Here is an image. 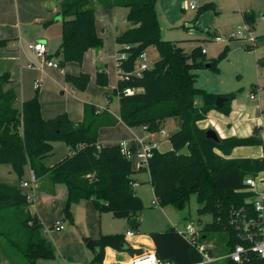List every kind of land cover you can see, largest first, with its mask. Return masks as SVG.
<instances>
[{"label":"trees","instance_id":"trees-1","mask_svg":"<svg viewBox=\"0 0 264 264\" xmlns=\"http://www.w3.org/2000/svg\"><path fill=\"white\" fill-rule=\"evenodd\" d=\"M56 1L58 15L62 19V35L55 56L61 58L57 64L61 68L66 62L81 66L89 49L102 48V40L95 31L94 13L97 9L127 10L126 21L131 26L114 39L120 47L117 54L126 55L125 60L116 59L120 74L133 70L138 56L148 47L155 48L158 60L140 78L129 76L128 80H118L114 92L118 95L119 119L128 128L143 127L151 134L162 132L167 119L176 122L177 131L168 136L171 148L164 153L154 151L148 163L153 182L157 183V205L169 204L181 210L189 196L196 194L202 205L199 213L212 215L213 222L204 228L225 232L226 246L230 247L234 242L233 229L229 227L230 210L248 204L246 200L250 194L245 191L243 181L247 176L264 171V161L261 158H229L233 149L260 146L262 139L250 135L227 137L215 142L206 139V129L198 125L211 111L224 116L231 111L233 94L222 96L227 100L220 109L214 105L217 95L206 93L194 85L195 70L217 72L218 64L227 56L228 47L225 46L216 58L206 60L200 46L186 53L175 43L162 40L155 14L156 0ZM208 7L214 9L215 6L209 3L199 8L204 10ZM255 19L251 12L242 13V21L250 29ZM6 41L0 40V45ZM256 43L264 44V35L257 37ZM254 47L245 46V49ZM259 62L264 64V56ZM64 80L79 92L85 90L90 81L88 74L83 72L77 75L65 73ZM95 80L96 85L107 87L104 68L97 69ZM12 83L7 73L1 74L0 164L11 165L18 181L22 179L24 167L28 166L34 178L47 177L51 184L63 186L66 205L61 212V220L69 221L71 205L89 201L99 214L127 211L130 217L139 221L144 207L133 190L132 161L126 158L120 144H97L99 128L114 125L116 119L108 114H97L93 106L85 105L81 122H72L67 114L44 120L36 96L24 101L16 111L13 109L16 101L14 90L5 89ZM130 88L134 92L130 96L123 95V90ZM53 142L63 143L72 153L48 168L42 160L51 154ZM134 146L135 143L131 142L127 150L132 152ZM193 186L196 188L191 189ZM28 203L21 194L17 197L0 195V240L14 247L26 264H36L38 259H52L54 248L43 235L38 217L27 210ZM148 238L154 244L155 255L162 261L190 264L201 259V255L174 228L150 232ZM83 241L87 242L88 238ZM95 242L97 247L88 264H102L104 250L108 247L117 252H135L120 233L101 234Z\"/></svg>","mask_w":264,"mask_h":264},{"label":"rangeland","instance_id":"rangeland-1","mask_svg":"<svg viewBox=\"0 0 264 264\" xmlns=\"http://www.w3.org/2000/svg\"><path fill=\"white\" fill-rule=\"evenodd\" d=\"M212 3L215 7H208L207 9L200 10L199 7L206 6ZM197 9L189 11L183 4V0H156L155 14L157 15V22L159 28V36L164 41L173 42L181 47L186 53H190L194 47L200 46L205 49V59L216 58L217 55L225 48L228 47L226 58L218 64V71L213 72L211 70L199 69L195 70V82L196 88L204 90L206 93H212L217 96L233 94L234 99L230 101V104L235 105L238 108H245L252 111V116L258 117L262 109H264V64L258 61V58L264 55V44L256 43V39L259 36L264 35V0H197ZM126 10L123 8H116L110 13L104 11L95 10L94 19L97 26L96 32L100 33L102 38V48L99 54L102 56V63L108 69L107 86L116 87L117 79L115 78L117 57L116 48L114 46L113 31L110 30L106 24L115 23L117 32H120L124 28H128L130 23L124 24ZM251 12L255 18L261 19L260 23L256 22L252 25L255 30H247V27L242 21V13ZM55 24L53 28V34L50 45L57 43L55 50L52 51V62L59 63L60 57H56L58 45L60 43V32L55 30L59 27ZM240 32L245 37H251L254 44H251L248 40L230 39L232 35H237ZM218 36L222 39L221 42L214 41L213 37ZM258 45V46H257ZM245 46L257 48L252 50H246ZM146 59L149 67L151 68L158 60V54L154 47H148L146 50ZM72 62H66L65 65ZM99 63V65H100ZM107 63V64H104ZM65 65L62 69L65 71ZM90 68H94L90 64ZM110 70V73H109ZM90 82V81H89ZM259 88L260 93L254 94L255 100L250 99L252 88ZM110 95L113 98V102L116 101V95L110 91ZM256 111L258 114H256ZM217 122V121H213ZM165 131L168 135H171L174 129L172 120L167 119ZM255 126L252 130V134L258 139H262L260 146H244L235 149L231 152L230 157L232 159H244L245 156L253 157L250 159H260V154L264 150V130ZM207 129H210L207 128ZM206 129V130H207ZM156 139L159 142V150L163 151L169 146L167 142L168 136L157 135ZM218 139H222L218 135ZM169 149V148H168ZM67 152V147L61 142H57L49 161L59 162ZM255 157V158H254ZM133 166L136 163L133 161ZM7 166L0 165V185L4 186L9 184V181L13 182L11 185L16 190L18 188L17 180L14 176H7ZM146 173L142 172L140 177L142 182L140 187L135 191L140 193L143 197V205L146 207L140 214V223L142 231H147L151 227L155 226L160 231L165 232L168 229H176L182 231L186 224L192 223L194 230L199 237L204 236L202 244L206 248H212L213 257H221L226 254L227 248V235L221 231H208L204 227L211 224L212 215L209 212L199 213V209L202 205L199 204L196 194H191L189 200L185 205V208L178 210L172 205L159 206L157 204H151L155 201L152 190H150V184L147 183L144 178ZM264 178V173H261L260 177ZM25 196V195H24ZM74 208V206H70ZM87 208L76 207L74 212L76 217V225H87ZM28 210V209H27ZM50 221H52V215L48 213ZM62 225L65 229V234L71 233L65 239L56 238L54 236L53 248L54 256L52 259H38L36 264H70L77 257L82 255L87 256L88 262L92 260V252L86 247V244L82 242L78 247L79 238L73 233V226L68 224L67 220H62ZM122 221L115 219L112 213L102 212L100 218L94 226L102 231L103 234L112 235L117 226V223ZM49 223V222H47ZM78 228V227H77ZM49 237V236H48ZM49 239V238H48ZM51 242V240L49 239ZM106 259L110 264L118 263V261L130 258L126 252L113 251L107 249ZM218 261V260H217ZM220 262L227 261L220 259ZM0 264H26L24 258L20 253L10 246L6 241L0 240ZM215 264V263H213Z\"/></svg>","mask_w":264,"mask_h":264},{"label":"crops","instance_id":"crops-1","mask_svg":"<svg viewBox=\"0 0 264 264\" xmlns=\"http://www.w3.org/2000/svg\"><path fill=\"white\" fill-rule=\"evenodd\" d=\"M185 0H183L184 4ZM113 8L111 10H100L105 13H110L115 10ZM124 9V8H123ZM126 10V9H125ZM127 11V10H126ZM59 6L56 0H0V40H7L4 45H0V76L3 73H7L9 75V79L13 82L11 85H6L5 89L12 88L14 90L16 101L13 104V109L19 111L21 108V104L24 101L33 99L34 96L38 98L40 113L44 120H50L59 114H67L68 118L72 122H81L84 117V107L85 105H91L95 108L97 114H108L116 119V122L112 126H103L100 127L97 132V144L101 146H115L117 144H130L131 142H135L136 140H140L142 142H155L157 143V152L164 153L168 151L171 146L170 142L169 146L163 151L159 150V142L156 139L157 135H165L169 136L166 131V122L165 120L163 126L164 129L162 132L158 134H151L146 131L143 127H134L128 128L126 127L119 119V111H118V95L114 92L116 87H102L100 85H96V72L98 68H104L106 72V78L108 75V69H106L107 65L104 66L101 62L103 60L102 56L99 54L100 49H89L85 54L81 62V66L75 63H68L65 65V71L59 67L58 69L47 67L45 65H41L40 60L35 56L33 52H30L27 49V45L40 41L44 43L46 49V59L52 61V51L55 50L57 45H50L53 28L55 24H58L59 27H56L55 30H59L60 32V42H61V16L58 15ZM127 13V12H126ZM242 17V16H241ZM257 23L261 22V19H255L254 27ZM126 16L124 19V24H126ZM57 25V26H58ZM110 28L113 31V38L121 33H123L128 28H124L120 32H117L115 28V23L113 21L112 24H106V27ZM97 26L95 25V31ZM252 30H255L252 28ZM97 35L101 38L100 33L97 32ZM215 37V36H214ZM102 40V38H101ZM60 45V43H59ZM58 45V47H59ZM114 46L117 50L118 47L115 42ZM258 46V45H257ZM255 46L253 49L257 48ZM59 48H57L58 50ZM146 53V51H145ZM116 55V54H115ZM206 55V54H205ZM264 56V55H263ZM262 58V57H261ZM260 58H258V61ZM100 63V65H99ZM116 63V58H115ZM36 65L38 67L42 66V70H38L33 67L32 69L28 68V65ZM58 64V63H56ZM90 64L94 68H90ZM107 64V63H104ZM206 70V69H204ZM86 73L89 76L90 82L86 86L85 90L82 92L76 91L72 89V86L64 80L65 73L77 75L78 73ZM110 73V70H109ZM115 78L117 79V63L115 70ZM40 79L42 81L41 86L35 88V80ZM117 86V84H116ZM110 91L113 95H116V101L113 102V98L110 95ZM251 95L259 94V88H252ZM250 95V96H251ZM223 96V95H219ZM251 99V98H250ZM256 99V98H255ZM253 99V100H255ZM252 100V99H251ZM231 111L227 116L222 115L217 111H211L208 114L206 119L200 122L202 128L207 129L210 127L219 135L220 138L225 139L227 137H237L243 138L248 137L252 134V130L255 126L260 127L262 122L261 119L264 117V109L261 110L258 117L252 116V111H249L245 108H238L233 104H230ZM256 114L257 111H256ZM172 120V125L174 126L173 132L177 131L178 125L176 122ZM217 122H213V121ZM57 142H53V149L56 146ZM169 148V149H168ZM237 149V148H235ZM233 149L232 152L235 150ZM51 152V154H52ZM264 150L262 151V153ZM72 152L67 147V152L65 153V157L70 155ZM261 153V154H262ZM51 154L45 157L42 161L45 167L50 168L52 165L58 163L54 161H49ZM231 154V153H230ZM260 154V157L262 156ZM230 157V155H229ZM62 158V159H63ZM244 158H253L249 156H245ZM255 158V157H254ZM61 159V160H62ZM60 161V160H59ZM136 163V166H133V190L140 187V183L142 182L140 177H142V172L148 170L146 173V177L144 180L150 184V190L153 192V196L155 198L156 190L155 186L157 183L153 182V175L150 173L149 165L147 167L140 168L138 166L137 161L133 160ZM132 161V163H133ZM1 166H7V176H14L15 174L12 171L11 165L9 164H0ZM33 173L29 169L28 166H25L23 169L22 179L20 181L17 180V186L20 191L13 188L11 185L13 182L9 181L8 185L2 186L0 185V195L1 196H9V197H17L18 195L33 194L32 200L28 203L27 209L29 210L31 215H35L40 220L43 226V235L49 241L54 239V236L58 239H65L69 236H72L71 233L65 234V229L60 232L54 231L53 224L56 222H63L61 220V212L66 205V193L63 186L53 185L47 177H39L36 178V182L33 189L22 187V183L27 182L31 179ZM17 179V178H16ZM158 182V181H157ZM159 191H163V189H159ZM136 195L143 200V197L140 193ZM152 204V202H151ZM143 205V202H142ZM74 208L71 209V219L73 226L72 231L75 235L78 236L79 242L78 247L81 248V244L87 243L90 240L97 241V239L101 236L102 231L100 228H96L94 225L97 224L100 215L97 213L94 208L91 207L89 201H84L79 204H73ZM76 207H85L87 208V225H76ZM144 207V205H143ZM146 207H144L145 209ZM52 217V221L48 218L49 214ZM142 213V212H141ZM117 223V226L112 233L123 234L124 239H126L129 247L135 252L133 254H129L130 258L118 261V263H127L133 260L135 257H138L145 253L154 252V244L151 239L148 238V234L154 231H160L157 227L153 226L147 231H142L140 218H139V226L138 230L133 232L132 229L129 228L128 223L124 219H120ZM49 222V223H47ZM95 223V224H94ZM98 225V224H97ZM78 227V228H77ZM154 230V231H153ZM176 230V229H175ZM178 231V230H176ZM126 232H132V236H125ZM49 236V237H48ZM49 238V239H48ZM88 238V241L85 242L83 239ZM202 239H205L204 236H201ZM50 242V241H49ZM53 244V243H52ZM228 249V247L226 246ZM107 249L104 250V256L106 254ZM113 250V249H111ZM114 251V250H113ZM210 253L213 256L212 248H210ZM91 252H93L91 250ZM88 257L82 255L81 257H77L70 264H88ZM227 261V260H226ZM220 262L215 261V264ZM102 264H110L106 259V256L103 260ZM221 264V263H219ZM224 264V263H222ZM226 264H230L228 261Z\"/></svg>","mask_w":264,"mask_h":264},{"label":"built area","instance_id":"built-area-1","mask_svg":"<svg viewBox=\"0 0 264 264\" xmlns=\"http://www.w3.org/2000/svg\"><path fill=\"white\" fill-rule=\"evenodd\" d=\"M197 0H185L184 5L189 10H196ZM245 25V24H244ZM247 30H251L250 27L245 25ZM248 40L251 44H254L253 39L250 37L243 36L240 32L237 35H232L230 39H241ZM214 41L221 42L222 39L218 36L213 37ZM27 49L30 52H33L35 56L40 60L41 65H45L48 68H59L55 62L48 61L46 59V49L44 43L40 41L32 42L27 45ZM202 54H206L205 49L201 50ZM116 59L125 60L126 55L124 53L117 54ZM146 53H142L138 56L136 60V65L133 70L128 74L122 75L117 70V78L121 81L128 80L129 76L140 78L143 73L150 69L148 62H146ZM33 67L38 70H42V66L38 67L36 65L29 64L28 68L32 69ZM42 81L40 79L35 80V88L41 86ZM134 92L133 89H124L123 95L130 96ZM250 98L255 99L254 95H251ZM261 126L259 129L264 130V117L261 119ZM135 148L132 152H129L127 149L129 144L122 143L120 144L122 152L125 154L126 158L133 161H137L140 168L147 167L150 159L154 154V151H157V143L155 142H142L136 140ZM99 149V147H98ZM260 157L264 161V152ZM261 173L260 171L257 174L247 176L244 181L245 191L250 194L245 204L240 207H232L229 213V227L233 229L234 242L228 247V250L225 255L221 257H213L209 253L210 249L206 248L202 242L203 239L197 235V232L194 230L192 223L186 224L182 231H177L178 235L181 238H184L190 245L195 249L197 253L201 255L199 262L190 263V264H213L215 261L224 259L227 260L230 264H264V178H259ZM36 182V178L31 176L29 184L27 182L22 183V187L33 189ZM244 191V192H245ZM27 201L30 202L33 198V194H24ZM152 204H157L156 200L152 201ZM54 231L60 232L64 230V226L61 222H56L53 224ZM132 232H126L125 236H132ZM120 264H172L169 261H162L155 255L154 252L145 253L138 257H135L133 260L127 263Z\"/></svg>","mask_w":264,"mask_h":264},{"label":"water","instance_id":"water-1","mask_svg":"<svg viewBox=\"0 0 264 264\" xmlns=\"http://www.w3.org/2000/svg\"><path fill=\"white\" fill-rule=\"evenodd\" d=\"M227 98L218 96L215 100V107L216 108H222L224 103L226 102ZM205 137L208 140H212L215 142H219L220 140L218 139L217 133L211 128L207 129L205 132ZM196 187L193 186L191 189H195ZM113 217L115 219H124L127 221L128 226L130 229H136L139 226L138 220L135 217H130L129 213L127 211H118L117 213L113 214ZM68 224H72V219L70 218L68 221ZM86 247L92 251H94L97 247V244L95 241L90 240L87 242Z\"/></svg>","mask_w":264,"mask_h":264}]
</instances>
